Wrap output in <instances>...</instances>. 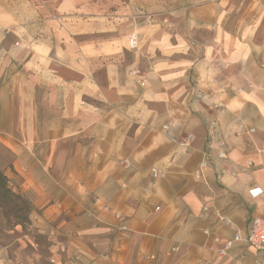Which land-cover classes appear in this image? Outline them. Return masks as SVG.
<instances>
[{
  "label": "crops",
  "instance_id": "obj_1",
  "mask_svg": "<svg viewBox=\"0 0 264 264\" xmlns=\"http://www.w3.org/2000/svg\"><path fill=\"white\" fill-rule=\"evenodd\" d=\"M263 126L264 0H0V167L31 206L0 264H262L217 249L264 215Z\"/></svg>",
  "mask_w": 264,
  "mask_h": 264
},
{
  "label": "built area",
  "instance_id": "obj_2",
  "mask_svg": "<svg viewBox=\"0 0 264 264\" xmlns=\"http://www.w3.org/2000/svg\"><path fill=\"white\" fill-rule=\"evenodd\" d=\"M129 43L132 48H136L138 45V36L137 33L133 32L129 37ZM215 106H220V103L215 104ZM254 129H251L253 131ZM264 132V126H263ZM175 140V139H173ZM187 137L182 140L177 141L180 147L187 146ZM207 157L214 159L215 161H220L227 158V153L223 148V141H219L215 137V125L213 122L207 123V142L204 151ZM125 164H128V161H124ZM250 165L251 162H248ZM207 166L206 161H201L199 167L195 171L197 176H201V171L203 168ZM217 170L219 174H224L229 172L231 175H234L235 172L233 170H228L226 167L221 165L217 166ZM151 176L153 178L162 176L164 173L157 169L156 167H151L150 169ZM247 193L250 197H262L264 199V189L259 185H253L248 188ZM157 209L159 207H156ZM203 210H207V207H204ZM217 214V213H216ZM119 217V214L115 215ZM217 217L224 221L226 224L231 225L230 220L226 215L217 214ZM121 229H125V225L120 226ZM205 233H209L207 230L204 231ZM215 241H218V238H215ZM245 242L248 244L253 250L255 255H259L262 258L261 263L264 264V215L262 216H255L252 218L249 230L247 234L243 237L240 232L235 231L233 236L229 239H226L223 245L217 249V253L219 256H225L228 251L234 246L235 243L238 242ZM235 264H249L246 259L244 253H239L234 260Z\"/></svg>",
  "mask_w": 264,
  "mask_h": 264
},
{
  "label": "rangeland",
  "instance_id": "obj_3",
  "mask_svg": "<svg viewBox=\"0 0 264 264\" xmlns=\"http://www.w3.org/2000/svg\"><path fill=\"white\" fill-rule=\"evenodd\" d=\"M7 162H9L7 153L0 147V164H6ZM0 170L7 178L6 185L9 189V192L6 194L0 191V245H3L10 243L15 238L16 233L11 232L12 229H15V226L26 227L28 225V215L31 212V206L27 198L15 190L16 171L13 170L11 171L12 173L6 174L1 167ZM36 241L40 244V260L49 261L47 239L37 236ZM26 249L28 250V248Z\"/></svg>",
  "mask_w": 264,
  "mask_h": 264
},
{
  "label": "trees",
  "instance_id": "obj_4",
  "mask_svg": "<svg viewBox=\"0 0 264 264\" xmlns=\"http://www.w3.org/2000/svg\"><path fill=\"white\" fill-rule=\"evenodd\" d=\"M7 178L5 174L0 170V191L4 192L5 194L9 192V189L6 185Z\"/></svg>",
  "mask_w": 264,
  "mask_h": 264
}]
</instances>
